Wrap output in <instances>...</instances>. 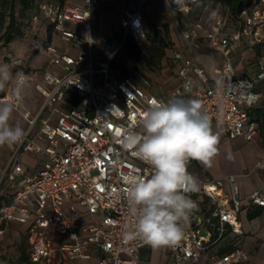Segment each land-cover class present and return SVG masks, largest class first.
<instances>
[{"label": "built area", "instance_id": "built-area-1", "mask_svg": "<svg viewBox=\"0 0 264 264\" xmlns=\"http://www.w3.org/2000/svg\"><path fill=\"white\" fill-rule=\"evenodd\" d=\"M153 1L158 0H138L134 10H123L119 29L107 37L92 35L91 0L82 5L68 0L38 5L32 22L48 23L63 47L37 46L49 56L39 74L46 86L34 85L42 101L34 113L20 112L26 123L22 142L4 145L10 156L0 162V250L17 224L26 226L20 234L29 264H141L140 254L153 246L140 238H124L135 219L123 177L132 172L150 178L153 169L125 150L121 141L125 133L142 134L140 119L153 100L167 102L183 94L201 102L223 137L249 142L258 134L251 113L264 102V0H253L233 20L216 8L206 24L190 25L189 12L202 0H188L182 12L175 10L172 0H164L188 56L174 52V86L155 93L141 72L123 75L112 67L127 38L145 52L147 31L140 8ZM199 43L221 55V65L211 72L192 53ZM12 64L18 71H30L27 59H14ZM248 67L253 75L245 71ZM36 77L35 71L28 85ZM186 87L190 91L185 92ZM13 103L18 110L20 101ZM28 154L40 155L42 161L29 163ZM252 171H264V159L256 160ZM188 172L198 181L199 190L187 194L196 207L182 222L181 241L160 248L170 256V264H197L203 257L205 264H244L248 255L242 248L221 255L214 249L229 229L240 233L243 204L235 176ZM248 202L264 209V190L251 192ZM195 216L199 225L191 228Z\"/></svg>", "mask_w": 264, "mask_h": 264}, {"label": "clouds", "instance_id": "clouds-1", "mask_svg": "<svg viewBox=\"0 0 264 264\" xmlns=\"http://www.w3.org/2000/svg\"><path fill=\"white\" fill-rule=\"evenodd\" d=\"M175 10L184 11L188 0H172ZM90 41V37H87ZM28 78L15 77L0 65V146L22 142L25 130L9 123L13 101L23 99ZM190 91L188 87L185 92ZM142 134H124L121 145L150 165V178L129 172L123 177L129 209L135 223L125 231L126 241L143 239L153 247L175 246L183 238L182 222L196 207L187 195L198 191V181L188 172V162L210 166L218 154V137L199 100L177 95L167 102L153 100L140 119Z\"/></svg>", "mask_w": 264, "mask_h": 264}, {"label": "rangeland", "instance_id": "rangeland-1", "mask_svg": "<svg viewBox=\"0 0 264 264\" xmlns=\"http://www.w3.org/2000/svg\"><path fill=\"white\" fill-rule=\"evenodd\" d=\"M1 1V0H0ZM53 0H34V4H40L43 2H49ZM99 5L93 8V17L91 21V32L93 37H96L97 34L104 32V30L109 29L115 30L117 26V21L119 20L120 7L117 5L116 1L111 0H99ZM157 3V1H155ZM151 5V2L147 3ZM158 4V3H157ZM165 7V3L163 4ZM1 6V2H0ZM215 10L214 6L208 1L205 0L198 2L194 8L189 12L190 18L187 22L190 24L194 22H201L206 24L208 17L211 11ZM17 21L20 24L23 30V36L21 38H15L10 43H0V65H7L8 69L12 73V76L15 77L17 73L24 74L28 79L32 77L36 71L37 77L36 81L30 83L23 93V99L20 100L21 106L18 107V110L14 109L12 117L9 121L12 125H19L23 129L26 128V123L21 118L20 112L23 110H28L32 113L36 110L39 103L42 101V96L35 89V84H41L42 87L46 85L42 82L40 78L41 69L45 68L49 64V56L44 52H37V46L41 44L42 41H47L48 35H50L49 44L55 45L62 48L63 42L60 37L52 30L47 29L48 23H34L32 22L33 9L23 10L18 4L15 6ZM222 15L223 13L219 11ZM148 23V35L150 39H147V43L153 41L154 34L162 32L161 28L163 25L168 26L169 36H170V45L165 50V56L161 62L159 69H154L152 71H147L145 68L141 67L140 72L142 77L147 80L151 87L152 92L170 91L174 86L175 76L174 72L176 71V63L174 60V52L185 53V56H188L187 49L184 45V42L181 39L180 33L176 28L174 15L171 11L167 9H162L160 7L153 8L151 14L146 16ZM183 18L179 17L180 22L183 24ZM7 23V22H6ZM5 23V25H6ZM232 22H228L230 24ZM4 28L0 29V35L3 33ZM117 31V30H116ZM114 32V31H113ZM118 39L120 35L117 34ZM193 55L195 56L196 62L199 65H202L204 59L199 58L200 54H208L209 57H214V54L211 50L206 47L205 43H199V45L193 49ZM264 53V50H263ZM23 58L27 59L30 64L29 72H22L15 69L12 61L14 59ZM115 62L121 64L128 71L127 73L139 72L137 70L131 69L128 60L122 54V51L116 57ZM221 65V64H220ZM52 69V68H51ZM35 70V71H34ZM5 92H0V98L4 96ZM213 133L217 135L218 143V154L212 160L211 165L214 169H217V166L220 171L230 172L237 171L244 161L247 158L251 157V151L256 152L255 142L248 143L250 145L251 151L247 148V145L240 140H231L224 139L217 131L216 127L211 124ZM260 139V137H259ZM261 144L262 141H261ZM10 156V150L8 146H0V162L3 163ZM25 158L29 161H42L40 155L28 154ZM190 171L196 176H201L197 172L196 168L191 165L189 167ZM214 172V170H211ZM242 225L240 227V233H235L233 231H228L221 240L217 242L218 250L222 246L228 248L240 247L248 255V261L244 264H264V213L261 217L254 220L251 229L245 226L244 217H241ZM250 224V222H249ZM16 231L13 233H7L6 237L1 246V257L0 264H20L17 259V248L14 242L17 239H20V231H24L26 226L14 224ZM19 230V234L17 231ZM18 237V238H17ZM14 248V249H13ZM214 251V250H212ZM207 258L203 259L197 264H205ZM150 261L155 264H170L171 258L168 256L164 249L160 247H153L150 250Z\"/></svg>", "mask_w": 264, "mask_h": 264}, {"label": "trees", "instance_id": "trees-1", "mask_svg": "<svg viewBox=\"0 0 264 264\" xmlns=\"http://www.w3.org/2000/svg\"><path fill=\"white\" fill-rule=\"evenodd\" d=\"M64 1V0H58ZM203 2L205 0H202ZM213 6H217V9L221 10L224 16L233 20L240 10L249 6L253 0H208ZM0 6V29L4 28L3 33L0 35V43H10L15 38H21L23 36V30L17 21L15 6L18 4L23 10L33 9V14L37 11L39 4H34V0H1ZM99 0H91V6L97 4ZM190 18V17H189ZM7 22V23H6ZM6 23V25H5ZM50 29H48L49 31ZM162 32L154 34L153 41L147 43V39L150 36L147 33L145 52L142 51L132 42L130 38H127L122 46V54L129 62L131 69L141 71L143 67L147 71L159 69L161 62L165 56V50L170 45V36L167 25H163ZM50 41V35H48L47 41H42L43 46L47 45ZM262 49L258 48L257 54ZM37 52H41V49L37 48ZM112 67L120 71L121 74H127V69L121 64L116 62L112 63ZM257 125L260 128V137L264 143V117L261 114L260 118H255ZM260 209L250 211L246 218L248 221H252L261 216ZM230 230V229H229ZM17 259L20 264L28 263V252L25 247L24 238H21L16 242Z\"/></svg>", "mask_w": 264, "mask_h": 264}, {"label": "crops", "instance_id": "crops-1", "mask_svg": "<svg viewBox=\"0 0 264 264\" xmlns=\"http://www.w3.org/2000/svg\"><path fill=\"white\" fill-rule=\"evenodd\" d=\"M69 2L76 4V5H82V1L83 0H68ZM111 1H116L117 5L120 7V12H119V16H121V13L123 10H134L137 7V3L138 0H111ZM100 2V1H99ZM99 2L97 4H95L94 6H91V13L93 12V8L99 5ZM149 2L144 3L141 6V13L143 15V21H144V27L145 30L148 33V23H147V19L146 16L148 14H151L153 11V8L156 10V8L160 7L162 9H168L166 3L164 0H158L157 3L155 1L151 2L150 4H147ZM165 3L166 7L163 5ZM214 8L216 9L217 6H214ZM92 17H93V13H92ZM119 21H117V26L115 30H104V32L97 34L96 37H107L109 36L113 31H116L119 29ZM207 47V46H206ZM209 50H211L214 54V57H209L208 54H200L198 55L199 58L204 59V61L202 62V65H200L201 67H203L207 72H211L212 69L214 67L220 66L221 64V55L219 52H217L216 50L210 49L209 47H207ZM195 57V56H194ZM252 67V66H251ZM251 67H248L245 71L248 74L253 75V69ZM261 114L264 117V102L262 104H260V106L255 109L252 113H251V117L252 120L254 121V123L257 125V121L255 120V118H260ZM216 127V126H215ZM257 128L259 130L258 134L255 136L254 139H252L249 142H245L240 138L237 139H232V140H240L242 141L244 144L247 145V148L251 151L250 149V145L248 143L250 142H255L254 146L256 149V152L251 151L252 156L247 158L246 161H244L243 163H241L239 169L237 171H230V172H224V171H220L218 166L217 169H214L212 165L210 166H206L204 164H202L199 161L193 160L192 165L196 168L197 172L200 173L201 176H211V177H223L226 175H234L236 178V182H237V186H238V191H239V196L240 199L242 201L243 204V209L239 214V223H240V227L242 225V221H241V217H244V221H245V226L247 228L251 229V226L254 222V220L258 219L259 217L262 216V214L264 213V209L261 208H256V207H251L248 206V204H250L248 202V196L251 192L256 191V190H264V171H252L254 164L256 162V160L258 159H264V143L260 137V128L259 125H257ZM218 133L220 134L218 128L216 127ZM221 135V134H220ZM222 136V135H221ZM223 137V136H222ZM260 137V139H259ZM224 139L227 140V138L223 137ZM261 141L263 144H261ZM190 171V169H188ZM211 170H214L211 171ZM192 173V171H190ZM247 172H250L249 175L244 176V174H246ZM194 174V173H192ZM195 175V174H194ZM255 209H260L262 214L261 216L257 217L256 219L252 220V221H248L246 216L247 214ZM250 222V224H249ZM18 228H16L17 230ZM15 230V226L13 227L12 230H10L8 233H13ZM230 231V230H228ZM15 233V232H14ZM17 233L19 234V230L17 231ZM20 239L23 238V236L21 234H19ZM18 238V237H17ZM20 239H17L14 244H16V242H18ZM14 249V248H13ZM232 248H228L226 246H222L219 250L217 255H221L224 253H227L231 250ZM150 250H145L144 252H142L140 254V263L141 264H147L148 262H150ZM215 251L217 252V248L215 249ZM248 261V260H247Z\"/></svg>", "mask_w": 264, "mask_h": 264}, {"label": "water", "instance_id": "water-1", "mask_svg": "<svg viewBox=\"0 0 264 264\" xmlns=\"http://www.w3.org/2000/svg\"><path fill=\"white\" fill-rule=\"evenodd\" d=\"M189 225H190L191 228L197 227L199 225L198 216H195L193 219H191L190 222H189ZM204 227H205V222L199 228V233L201 235H205Z\"/></svg>", "mask_w": 264, "mask_h": 264}, {"label": "bare ground", "instance_id": "bare-ground-1", "mask_svg": "<svg viewBox=\"0 0 264 264\" xmlns=\"http://www.w3.org/2000/svg\"><path fill=\"white\" fill-rule=\"evenodd\" d=\"M236 231H237V232H239V230H238V229H237Z\"/></svg>", "mask_w": 264, "mask_h": 264}]
</instances>
